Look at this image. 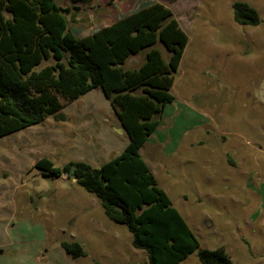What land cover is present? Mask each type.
Instances as JSON below:
<instances>
[{
    "label": "rangeland",
    "instance_id": "obj_1",
    "mask_svg": "<svg viewBox=\"0 0 264 264\" xmlns=\"http://www.w3.org/2000/svg\"><path fill=\"white\" fill-rule=\"evenodd\" d=\"M55 1L78 9L68 17L77 37L110 23L113 17L102 21L109 9L121 17L158 2L172 11L188 43L174 100L139 154L198 250L222 247L232 264H264V29L236 24L232 10L245 3L262 22L264 0ZM156 47L167 61L166 49ZM141 61L142 53L124 66ZM61 103L64 121L48 117L0 138V264H145L146 253L132 247L130 232L104 215L93 194L33 168L42 158L57 168L100 167L128 150L99 89ZM63 242H77L85 255L66 254ZM179 264H200L197 251Z\"/></svg>",
    "mask_w": 264,
    "mask_h": 264
},
{
    "label": "trees",
    "instance_id": "obj_2",
    "mask_svg": "<svg viewBox=\"0 0 264 264\" xmlns=\"http://www.w3.org/2000/svg\"><path fill=\"white\" fill-rule=\"evenodd\" d=\"M76 7L55 0H0V138L52 117L65 120L61 100L74 101L99 89L128 139V150L100 167L68 162L54 167L46 158L33 163L44 176L69 179L99 201L104 215L124 225L145 264H179L197 251L200 264H232L222 247L198 250L192 231L141 158L139 150L159 125L188 43L172 11L158 2L85 37L68 28ZM241 26L264 29L257 12L245 3L232 6ZM169 53L165 61L156 44ZM143 61L125 68L138 54ZM73 258L85 252L77 242L61 244Z\"/></svg>",
    "mask_w": 264,
    "mask_h": 264
},
{
    "label": "crops",
    "instance_id": "obj_3",
    "mask_svg": "<svg viewBox=\"0 0 264 264\" xmlns=\"http://www.w3.org/2000/svg\"><path fill=\"white\" fill-rule=\"evenodd\" d=\"M94 1H95V0H91V3H93ZM74 2H75V1H74ZM121 2H122V1H121ZM123 2H124V1H123ZM129 2H130V1H129ZM99 3L102 4V0L99 1ZM126 3H127V2H126ZM69 7L71 8V7H74V6H69ZM65 8H66V7H65ZM109 8H110V7H108V9H109ZM110 10H111V9L108 10V11H109V12H108L109 15H108V16L105 15L104 18H102V21H106V19H111V17H113V18H112L113 20H112L110 23H108V24H104V26H107V25L111 24L112 22H114L115 20L124 17V16L119 17L118 15L114 14V11H111V12H110ZM133 11H135V10H133ZM133 11H132V12H133ZM129 13H130V12H129ZM104 26H103V27H104ZM100 28H101V27H100ZM98 29H99V28H98ZM141 62H142V61H141ZM141 62H140V63H141ZM129 68H131V67H129ZM120 129H121V127H120ZM121 130H122V129H121ZM122 132H123V131H122Z\"/></svg>",
    "mask_w": 264,
    "mask_h": 264
},
{
    "label": "water",
    "instance_id": "obj_4",
    "mask_svg": "<svg viewBox=\"0 0 264 264\" xmlns=\"http://www.w3.org/2000/svg\"><path fill=\"white\" fill-rule=\"evenodd\" d=\"M69 178L75 181V178L73 175V169L70 170Z\"/></svg>",
    "mask_w": 264,
    "mask_h": 264
}]
</instances>
